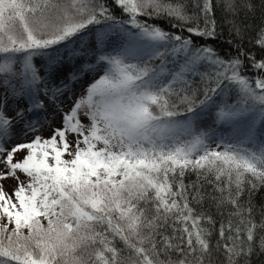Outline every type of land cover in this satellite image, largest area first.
<instances>
[{"label":"snow or ice","instance_id":"1","mask_svg":"<svg viewBox=\"0 0 264 264\" xmlns=\"http://www.w3.org/2000/svg\"><path fill=\"white\" fill-rule=\"evenodd\" d=\"M258 6L0 0V182L16 181L11 193L0 183V264H249L264 252L252 200L264 57L242 47ZM161 16L175 32L150 22ZM225 24L241 41L228 57L208 43ZM254 43L264 50V19Z\"/></svg>","mask_w":264,"mask_h":264},{"label":"trees","instance_id":"2","mask_svg":"<svg viewBox=\"0 0 264 264\" xmlns=\"http://www.w3.org/2000/svg\"><path fill=\"white\" fill-rule=\"evenodd\" d=\"M256 4L259 5L260 0H256ZM116 11H117V15H119V10L117 9ZM217 15L218 17L220 16L219 13H217ZM241 18L243 19V13H241ZM262 19H264V7L258 6L254 17L251 14H249L248 18L243 20L245 24H250L251 28L247 30V34L242 42V47L246 51L254 52L257 59L264 57V50H262L259 47H256L254 43L256 28L258 25H260ZM150 22L159 25L165 30H169L173 32L176 31L175 28H172V24L177 23V21L170 19L168 17L161 16L160 18L152 20ZM194 39L196 40L197 43L200 44L205 43L203 39L200 38H194ZM228 40H232L236 44L241 43V41L234 34L230 35L229 26L225 24L223 26V37L215 41H208V43L212 44L220 52L222 56L228 57L231 55H235L236 53V49H234L232 45L227 42ZM188 180L194 181L196 180V176L193 174L190 177H186V182ZM252 200L257 210H264V187H261L258 191L254 193ZM213 211L215 210L213 209ZM217 219H219V217H217ZM257 219H259V216H257ZM218 238H219L218 233L214 234L213 240ZM249 264H264V252H261L257 248L256 251L249 258Z\"/></svg>","mask_w":264,"mask_h":264},{"label":"rangeland","instance_id":"3","mask_svg":"<svg viewBox=\"0 0 264 264\" xmlns=\"http://www.w3.org/2000/svg\"><path fill=\"white\" fill-rule=\"evenodd\" d=\"M80 90L81 89L79 87L76 89L77 94H79ZM66 104H68L70 106V102L69 101H66ZM59 122H60V117H59V115H57L56 119H55L56 126H59ZM85 122H87V121H85ZM50 134H51V130L50 129H46V130H44L42 132V135L45 136V137L49 136ZM69 139H71V137H69ZM17 159H19V155L17 156ZM0 183H3L4 190L6 192H8V193H11L13 191V189L15 188V186H16V181L13 180V179H8L7 181H3V182H0Z\"/></svg>","mask_w":264,"mask_h":264}]
</instances>
